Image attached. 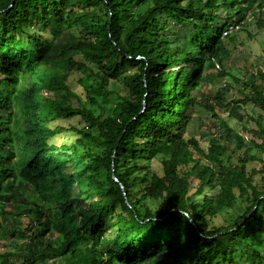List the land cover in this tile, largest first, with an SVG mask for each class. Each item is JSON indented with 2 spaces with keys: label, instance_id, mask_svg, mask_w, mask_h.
<instances>
[{
  "label": "trees",
  "instance_id": "16d2710c",
  "mask_svg": "<svg viewBox=\"0 0 264 264\" xmlns=\"http://www.w3.org/2000/svg\"><path fill=\"white\" fill-rule=\"evenodd\" d=\"M249 17L264 33V0H0V264H264V72L233 76L251 137L220 115L243 120L242 100L208 88ZM85 70L88 101L69 83ZM197 107L221 126L208 148Z\"/></svg>",
  "mask_w": 264,
  "mask_h": 264
},
{
  "label": "rangeland",
  "instance_id": "374dc122",
  "mask_svg": "<svg viewBox=\"0 0 264 264\" xmlns=\"http://www.w3.org/2000/svg\"><path fill=\"white\" fill-rule=\"evenodd\" d=\"M248 23H252L247 27L248 32H250L254 38H249L248 34L239 32V40L235 43H229L228 47L231 51V57L226 60L224 63L225 71L222 69H215L213 72V77L209 81L208 88L211 92H215L226 97V105L230 106L233 104L234 99L242 100V107L239 109V114H243V120H240L238 117L231 118L228 115V110L223 109L221 116L226 120L229 125L234 128L238 133L251 137L252 131L257 130L256 116L259 113V109H254L248 105L244 97L243 84L237 82L233 79V76L239 78H245L247 84H251V78L249 74L255 71V68L262 70L264 72V33L259 31L255 26L254 20L252 17H249ZM190 30L187 28L186 38H190ZM261 82V81H259ZM70 85L74 92L82 97L83 100L88 101V93L90 91L94 92L98 89V80L95 76L91 74L90 71L85 70L81 74H74L70 79ZM227 85L230 86L228 91H225ZM91 92V93H92ZM126 92L123 88L122 82L111 83L108 87V93H103L99 96L101 105L104 108V115H106L109 110L114 106V103L118 96L125 95ZM105 96V97H104ZM74 105H78V100H72ZM243 106H248L243 107ZM59 124H62L66 127H82L85 125L84 121L80 118H73L66 121H59ZM191 135L196 136L202 141V144L205 148L209 147L210 139L215 136H220L222 133L221 126H219L218 121L204 108L197 107L193 113L192 124L190 125ZM203 133V138L201 137ZM206 133V135H204ZM76 137L72 134H62L54 139V143L61 145L63 143H70L74 141ZM260 142V141H259ZM244 151H240L237 154L229 153L227 154L230 162H236L242 155ZM252 154L256 157L255 160L249 162V168H261L264 164V153L259 150H254ZM251 158V156L247 155ZM152 167L155 171L162 174V166L159 161L152 162ZM81 178V177H79ZM78 178L77 186H83L82 181ZM260 177L256 178V184H260ZM76 188L75 191H77ZM242 211V207L237 206L235 209H229L224 212V217L220 216L217 219V222L221 224H229L234 221V213H239Z\"/></svg>",
  "mask_w": 264,
  "mask_h": 264
}]
</instances>
